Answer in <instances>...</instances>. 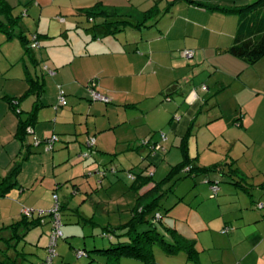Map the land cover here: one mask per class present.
Listing matches in <instances>:
<instances>
[{"label":"crops","instance_id":"crops-1","mask_svg":"<svg viewBox=\"0 0 264 264\" xmlns=\"http://www.w3.org/2000/svg\"><path fill=\"white\" fill-rule=\"evenodd\" d=\"M5 1L14 16L37 18L40 49L26 54L17 37L8 39L0 33V184L14 162L21 166L17 185L0 202L13 194L17 205L24 208L26 202L41 200V195L51 200L50 194L69 185L79 190L80 179L83 181L85 171L94 167L93 161L113 164V159L106 157L124 149L141 153L149 147L138 142L148 139L157 144L154 141L160 132L169 151L179 148L190 132V158L207 157L204 162L200 160L202 165L198 161L195 165L224 164L209 176L219 186L227 183L222 172L235 169L234 176L243 184L252 179L249 186L256 187L258 198L233 200L219 187L223 197L210 200L217 213L202 212L207 205L202 200L205 205L200 214L198 209L187 225L172 226L162 220L163 227L194 241L198 255L193 262L183 252L167 255L161 248L153 249L155 264H264V208H256L258 203L264 206V190L257 187L264 182V57L247 66L226 53L234 41L238 15L197 7L186 0H29L23 3L28 10L19 15L14 12L15 2ZM201 1L230 8L256 0ZM98 4L102 9L127 13L124 19L134 23L143 21L142 14L155 7L161 17L152 27L128 26L110 34L101 25V18L99 23L97 18L88 19L90 26L82 27L78 19H64L62 15L75 11L82 15ZM41 21H47L43 31ZM80 26L85 31L70 37ZM62 36L65 41L58 38ZM187 50L193 52L190 59L183 55ZM26 56L31 65L46 64L55 74L33 76L24 61ZM30 79L42 88L36 85L35 91H28ZM92 82L96 92L108 101L91 100L87 88ZM58 87L64 90L67 105L54 108ZM10 100L21 111L20 119H26L37 107L33 133L26 135L25 148L16 138L19 117ZM51 135L58 136L57 149L34 147V141ZM89 136L95 138L98 153L90 160H79ZM165 146L153 152L148 149L142 169L153 171L164 160ZM20 208L0 207L2 224L6 219H20ZM225 228L227 233L222 232ZM117 264L144 263L122 258Z\"/></svg>","mask_w":264,"mask_h":264},{"label":"rangeland","instance_id":"rangeland-1","mask_svg":"<svg viewBox=\"0 0 264 264\" xmlns=\"http://www.w3.org/2000/svg\"><path fill=\"white\" fill-rule=\"evenodd\" d=\"M12 1L15 2L16 6V9L14 10L15 14H19L20 12L25 11V9L28 10V8L23 3L29 0ZM19 1L23 2L20 3ZM24 15L25 14L22 15L23 19L20 18V28L29 36L28 46L31 47L30 51L38 50L40 49V46L36 48L32 47L34 42L33 38L37 35V18L35 20H31L27 17H24ZM62 15L64 19H78L79 21H81L80 25L82 27L90 26L88 25V19L86 18V16L84 14H78L77 11L71 13V15L69 13H63ZM55 17L56 16L53 15L52 19H50L55 22ZM98 19L100 18H97V20ZM46 23L47 21H41L42 31L45 29ZM81 26L73 30L74 34H70L69 36L76 38L77 33L80 32L81 34L83 31H85L83 28H81ZM1 34L4 35L3 33ZM58 38L65 41L64 36H62V38ZM24 61L27 62L28 69L33 76L36 75L35 73H38L39 76L44 73V67H46V64H41V66H33L31 65L30 58L27 56ZM57 105L58 102L54 106V108ZM162 134L163 132L157 133L156 136L158 140L154 142L159 145L165 146L164 143L166 140L163 139ZM33 136L34 135H32V137ZM89 138L94 137L89 136L86 140V143ZM144 141H148V139H144L138 142V144L141 147H144L142 145V142ZM58 143L55 144V149L59 147ZM84 148V151L79 153L78 155L79 160H90L91 156H96L98 153L96 148L94 147L92 149H89L86 145H84ZM148 149H143L141 153H137L133 149H130L128 151L125 149L119 150L118 152L114 153L115 155L117 154L116 156L113 154V156H110L109 158L106 157L107 160L113 159V164L109 163L107 165H103L102 161H93L91 165H94V167L85 171L82 178L83 181L80 179V182L82 183L79 190H75L72 185H69L67 188H64L60 191H57L58 193H55L58 195V201L61 204L64 203V207L60 211L62 222L61 231L63 232L64 236L62 238H59L58 240L57 246L55 248L57 256L54 258L53 264H88L89 262H91L92 258H78L76 254L78 250L86 249L87 251L92 252L94 248L105 249L106 247L110 246V239L102 236V232L104 231L103 229L111 228L112 230H114L120 226L127 224L131 220L133 211L137 205L138 193L130 188L132 184V179L130 176L135 175L139 173L140 170H142L141 165L144 163L146 164L147 162L145 161V159L149 152ZM166 149L168 151L167 147ZM167 151L164 155V160L157 163V167H154V169L152 168L154 171L152 173L153 180L155 182H161L165 180L170 172L171 167L182 160V153L180 148L171 147L170 150L168 152ZM56 152L57 151H54L53 153L56 154ZM87 154L90 155L88 158L85 157V155ZM200 160H203L204 162L207 160V157L202 155L201 157L195 158L194 162L197 163L198 161V163L202 165ZM179 177L175 176L174 178L165 181L160 192L162 194V198L160 200L158 212L163 215L162 220H164L167 225H187V222L196 215L195 213L198 209V214H200L201 206L205 205V203L202 202H204L205 200L207 202V205H205L204 209H201L202 212H209L210 214L218 212L216 207H212L210 200L222 198L224 192L218 193L217 196H213L211 188L214 185L210 186V183L206 181L207 179H205V177H186L184 179H179ZM251 183H253L252 179L249 180V184H245L249 186ZM219 187L220 189L222 188V190L225 191V196L232 195L231 197L233 198V200H238L239 198H241V200H250L252 197L255 200L258 198L257 194L255 193L256 190L253 191L252 197H248L245 193H243L242 189L240 190V188L235 187V185L233 184L230 186L228 185V183H222ZM171 188L173 189L172 191L170 190ZM38 192H41V194H43L42 189H40V191ZM52 196L50 194L49 199L51 200H46V198L41 195V200H31V202H26L24 209H33L35 211H49L54 205ZM10 198L11 199L9 200L1 201L0 207L6 206L8 208H16L18 210L20 206L19 204L17 205L18 202L13 198V194ZM207 206H210L211 209ZM22 207L23 206H21V208ZM170 207L171 209L166 212V210ZM19 212L20 213L18 217L21 219V211ZM4 215L6 214L4 213L3 217H5ZM37 216L38 215L34 214V218H37ZM29 219H32V217H30ZM18 220H14L11 218L6 219L3 224L0 220V226L3 228L12 224L13 221L17 222ZM45 220V224L32 228L30 231H28L25 236V240L21 241L18 244V251L22 252L23 255L21 256L22 258H24L22 264H37L42 260H46L47 247L49 245V238L52 232V224L51 222H49L48 217L45 218ZM90 220H92V222H90ZM157 225L163 229L160 223H157ZM148 228L149 226L146 223H143L140 224L137 229L142 231ZM3 234L4 236L8 235L7 233H5V231L3 232ZM0 246L2 247L3 243H1ZM153 249L161 250L160 246L158 245L154 246ZM8 252V256H13V248ZM91 255L94 256L95 254L91 253ZM105 263L106 260L104 258H95V263L93 264Z\"/></svg>","mask_w":264,"mask_h":264},{"label":"trees","instance_id":"trees-1","mask_svg":"<svg viewBox=\"0 0 264 264\" xmlns=\"http://www.w3.org/2000/svg\"><path fill=\"white\" fill-rule=\"evenodd\" d=\"M186 1L197 7H203L209 10H219L223 13L237 14V31L233 44L226 50V53L242 60L247 66H253L264 57V0H256L253 3L242 7L230 8H223L213 4L211 5L201 0ZM12 11L13 8L5 0H0V32L5 34L8 39L14 36L17 37L23 44L25 53L27 54L30 51V47L28 46L29 41L24 35V32L19 29L20 17L14 16ZM84 15L87 19L92 21L95 18H101L103 20L101 25L104 26L110 34H115L123 31L128 26L136 29H140L142 27H152L157 22V19L161 17V11L155 7L142 14L144 16L143 21L135 23L124 19L127 16V13H116L110 9H102L99 4L89 10H86ZM39 37V35H36L37 39H39ZM29 85L30 89L28 91H35L36 85L39 84L30 79ZM39 87L42 88V85H39ZM40 93L41 89L37 94ZM10 103L12 110L19 117L16 138L22 144V147L25 148L26 146L24 145V141L27 135V128L32 127L35 121V112L37 107L26 119H20L21 111L16 108V104H13L12 100H10ZM190 135V132H188L181 140L179 148L182 153V160L171 167L165 180L155 182L153 180V175L150 174V171L147 168L140 170L139 173L134 175L135 178L132 181L130 188L138 193L137 205L133 211L131 220L127 224L114 230L111 228L103 229L104 231L102 232V236L105 234L104 237L110 239V246L105 249L94 248L92 252L87 251L86 249L78 250L76 252L78 258H92L91 262L88 264H93L95 258H104L106 260L105 264H117L122 258L140 260L144 264H155L153 248L158 245L167 255H176L183 252L186 254L189 261H197L198 253L195 249V242L187 240L170 228L163 227V215L158 212V207L160 206V200L162 198V194L160 192L163 183L175 176L179 177L181 175L179 179H184L186 177L196 178L201 176L207 179L206 181L210 183V186L217 185L219 187L218 182L213 181L209 178V176L210 174L215 173L218 169L222 168L224 164H215L209 167H199L198 165H195V159L190 158L187 147V140ZM154 145L156 144L151 143L148 140L147 146L149 149H151L150 147ZM153 151L154 150H151V152ZM20 169V162H14V165L9 171L8 176L4 179L3 184H0V198L4 197L11 188L17 185L16 176L19 174ZM235 171L236 170L234 169L227 173L222 172V174L226 176V182L237 187H241V189H243L249 197H252V191L256 187L248 186L243 184L242 180L238 178L236 179V176H234L236 173ZM150 184H153L151 189L140 195L139 192ZM257 187L264 190V182ZM170 190L172 191L173 189L171 188ZM59 204L60 214V211L64 206L60 202ZM170 209L171 207L168 208L166 212ZM34 214L38 215L37 213ZM34 214L31 216L32 219H29L30 217H26L21 214V219L17 222L3 228L0 227V245L3 243L4 246H0V264H22L24 258L21 256L23 255L22 252L18 251V244L25 240L27 232L32 228L45 224V218L48 217L49 222H51L50 215H38L37 218H34ZM156 215L160 216L158 220H156ZM90 222H92V220H90ZM156 222L160 223L163 229L160 228ZM143 223H146L149 228L142 231L138 230V226ZM4 231L8 234L7 236H4ZM62 237L63 233L60 238ZM12 248L13 256H8V251ZM79 253H82V255L78 256ZM91 253H94L95 255L92 256ZM54 258L52 264L54 262ZM44 261L45 260H42L37 264H42Z\"/></svg>","mask_w":264,"mask_h":264},{"label":"built area","instance_id":"built-area-1","mask_svg":"<svg viewBox=\"0 0 264 264\" xmlns=\"http://www.w3.org/2000/svg\"><path fill=\"white\" fill-rule=\"evenodd\" d=\"M63 21V19H61ZM33 45L32 47H39V43H38V39L36 38V36H34L33 38ZM31 48V47H30ZM184 57L187 59H190L193 57V52L192 51H184L183 53ZM44 72H46L48 75L53 76L55 74V71L48 68L47 66L44 67ZM88 93L90 95V98L92 101H102V102H106L108 101L107 98L101 96L98 92H96L95 88H94V84L93 82L91 84H89L88 86ZM203 91L206 90V87L202 88ZM58 106L57 107H65L67 105V101H66V96H65V92L62 88L58 87ZM31 133H33V130L31 127L27 128V134L30 135ZM163 136V135H162ZM163 139L165 140V137L163 136ZM59 141L58 136L56 135H51L50 137L39 141L36 140L34 141L33 145L34 146H40V145H44L47 151H52L54 149L55 144ZM95 144V138H89L86 145L89 149H92L94 147ZM148 141H144L142 142L143 146H147ZM150 150H158V149H162L164 150V148L157 144L154 145L152 147H150ZM90 155H85L86 158H88ZM153 171H150V174H152ZM132 181L134 180V175L130 176ZM211 192L213 194V196H216L219 192V187L217 185H214L211 188ZM52 199L54 201V205L53 207L49 210V211H35L33 209H22L21 210V214L26 216V217H31L33 216L34 213H37L40 216L43 215H50L51 216V224H52V232L50 234V238H49V245L47 247V256H46V260L42 263V264H52L53 258L56 256V244L58 239L62 236V231H61V227H62V222H61V217L59 214V198L57 194H53ZM258 209H262L264 208L262 204H258L257 205ZM160 218L159 215H156V220H158ZM229 231L228 228H225L222 230L223 233H227ZM105 236V234H104ZM82 253H79L78 256H81Z\"/></svg>","mask_w":264,"mask_h":264}]
</instances>
